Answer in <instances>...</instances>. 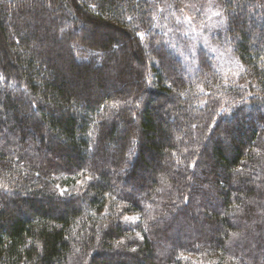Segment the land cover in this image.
I'll return each instance as SVG.
<instances>
[{
	"label": "trees",
	"instance_id": "trees-1",
	"mask_svg": "<svg viewBox=\"0 0 264 264\" xmlns=\"http://www.w3.org/2000/svg\"><path fill=\"white\" fill-rule=\"evenodd\" d=\"M0 264H264V0H0Z\"/></svg>",
	"mask_w": 264,
	"mask_h": 264
},
{
	"label": "rangeland",
	"instance_id": "rangeland-1",
	"mask_svg": "<svg viewBox=\"0 0 264 264\" xmlns=\"http://www.w3.org/2000/svg\"><path fill=\"white\" fill-rule=\"evenodd\" d=\"M196 2H189L183 9V14L167 15V24H169L168 31L176 38L182 40L184 44L183 51L191 52L192 54L200 46H206L209 42V34L216 28L217 19L216 11L214 12L211 5L205 4L201 13L196 10ZM207 5V6H206ZM224 56V57H223ZM220 55L217 62L221 74L229 81H236L238 79L241 66L236 60L228 55ZM189 57V56H188ZM191 67H194V58L191 59ZM194 63V64H193ZM231 79V80H230Z\"/></svg>",
	"mask_w": 264,
	"mask_h": 264
}]
</instances>
